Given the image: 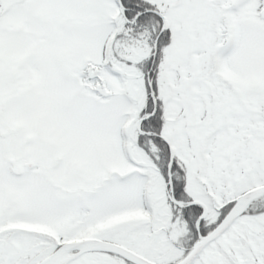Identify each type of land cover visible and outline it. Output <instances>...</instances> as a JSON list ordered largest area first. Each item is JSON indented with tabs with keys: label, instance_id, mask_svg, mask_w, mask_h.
<instances>
[{
	"label": "snow or ice",
	"instance_id": "1",
	"mask_svg": "<svg viewBox=\"0 0 264 264\" xmlns=\"http://www.w3.org/2000/svg\"><path fill=\"white\" fill-rule=\"evenodd\" d=\"M0 264H264V0H0Z\"/></svg>",
	"mask_w": 264,
	"mask_h": 264
}]
</instances>
